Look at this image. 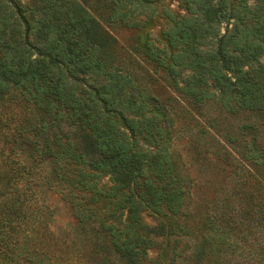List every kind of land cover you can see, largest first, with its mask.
Here are the masks:
<instances>
[{"label":"trees","instance_id":"trees-1","mask_svg":"<svg viewBox=\"0 0 264 264\" xmlns=\"http://www.w3.org/2000/svg\"><path fill=\"white\" fill-rule=\"evenodd\" d=\"M180 7L0 0V264H264V0Z\"/></svg>","mask_w":264,"mask_h":264},{"label":"rangeland","instance_id":"rangeland-1","mask_svg":"<svg viewBox=\"0 0 264 264\" xmlns=\"http://www.w3.org/2000/svg\"><path fill=\"white\" fill-rule=\"evenodd\" d=\"M163 5L165 7H168L173 13L178 14V13H183L184 10L181 9L180 7V0H163ZM165 23L164 18L162 17H156L153 21H151L150 23H148L146 25V27L142 30V36L143 38H146L147 34L150 35L152 38H160L161 37V29L163 27ZM115 36L117 37L118 43L120 48L122 49V51L124 52H129L131 49L133 50V34L131 31L127 30V29H117L114 31ZM133 56H136L137 60H139L141 62V64L144 63L143 58L139 56V54H137V52L132 51ZM261 62L264 64V54L260 57ZM146 64V63H144ZM147 67H151L150 65L146 64ZM159 88V87H158ZM210 112L211 113H215L216 109L214 107L210 108ZM256 116L254 114H239L238 117L233 118L231 117V120H233L235 122V125L239 123L240 120L244 121V120H248V121H256ZM180 149H185L187 148V145L181 141L179 144ZM184 147V148H183ZM196 176H197V180H198V184H201L199 182H202V190H206L207 193H203L200 194L199 197L200 199H203L205 196L210 197L211 194V190L212 187L207 186L206 183H204L205 179H208L210 177H212L213 175H211L210 173H205L202 172L201 174H199L198 172H195ZM103 182H107L109 183V177L106 176L103 178L102 180ZM49 203L50 205L53 207L54 211H55V223L54 226L55 227H64L66 225H70L74 223V219L72 218V215L70 213V211L68 210V207L62 202L60 201L59 197L56 195H51L49 197ZM204 208H200L198 210V213L200 214L203 211ZM142 217L143 220L149 224V225H155L157 224L160 220L162 219H167L166 217L157 215L149 210L147 211H143L142 213ZM162 240V239H160ZM160 252V248H153L150 250V256L152 257H156L158 255V253Z\"/></svg>","mask_w":264,"mask_h":264}]
</instances>
